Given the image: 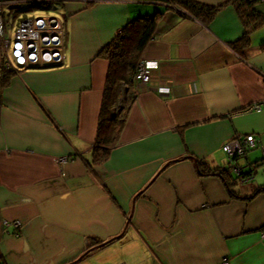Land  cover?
Listing matches in <instances>:
<instances>
[{
  "label": "crops",
  "instance_id": "obj_1",
  "mask_svg": "<svg viewBox=\"0 0 264 264\" xmlns=\"http://www.w3.org/2000/svg\"><path fill=\"white\" fill-rule=\"evenodd\" d=\"M13 1L5 20L17 8L61 16L63 59L5 78L0 47V264H264V194L248 197L264 187V26L235 50L243 25L230 5L205 25L149 0ZM157 12L140 58L157 67L108 159L91 166L99 53ZM247 135L258 147L228 163L222 145ZM189 155L204 173L240 168L235 194Z\"/></svg>",
  "mask_w": 264,
  "mask_h": 264
},
{
  "label": "trees",
  "instance_id": "obj_2",
  "mask_svg": "<svg viewBox=\"0 0 264 264\" xmlns=\"http://www.w3.org/2000/svg\"><path fill=\"white\" fill-rule=\"evenodd\" d=\"M149 1L180 8L186 14L196 18L205 25L210 24L218 12L227 5H230L243 25L242 37L233 46L235 50L242 49L241 46L248 43L249 34L264 26V13L258 11L256 8V5L261 0H229L219 6H209L192 0ZM28 10H21L20 8H17L16 11L13 10L10 14L12 15V21L5 22L7 28H12L13 26L15 28L17 24L16 19L20 18L18 15ZM161 16L162 14L157 12L153 16L139 17L131 20L99 53L101 57L107 60L108 68L93 141V151L89 163L91 166L103 165L108 159L111 150L117 144L119 134L124 127L129 108L136 93L134 75L137 63L141 58L145 46L152 38ZM3 74L5 78H9L13 75V72H4ZM188 158L194 160L201 174L218 176L223 180L229 193L231 195L235 194L231 188L235 184L236 177H232L229 168H217L212 169V172L209 170L208 173H204L206 170L203 169V163L190 155ZM241 174L243 173L241 172ZM240 175H237V178H242ZM256 190H258L257 194L260 192L264 193V187L257 188ZM109 242L102 243L100 246ZM95 246L98 245L95 244ZM95 246L94 248H96ZM91 249L92 245L78 259L85 257Z\"/></svg>",
  "mask_w": 264,
  "mask_h": 264
},
{
  "label": "built area",
  "instance_id": "obj_3",
  "mask_svg": "<svg viewBox=\"0 0 264 264\" xmlns=\"http://www.w3.org/2000/svg\"><path fill=\"white\" fill-rule=\"evenodd\" d=\"M13 0H0V14L4 6L13 5ZM0 15V16H1ZM35 21V25L29 22ZM63 27L60 19L55 17L23 19L17 25L11 41L9 54H3V62L8 70L18 71L29 68H49L58 66L63 59L62 43ZM154 61L139 60L136 66L134 81L136 86L145 85L150 81L149 71L155 69ZM259 110V106H254ZM258 147V142L253 135L237 136L222 145L228 163L243 157L251 150ZM236 174H241V169L233 167ZM19 221H14V228L20 227Z\"/></svg>",
  "mask_w": 264,
  "mask_h": 264
},
{
  "label": "rangeland",
  "instance_id": "obj_4",
  "mask_svg": "<svg viewBox=\"0 0 264 264\" xmlns=\"http://www.w3.org/2000/svg\"><path fill=\"white\" fill-rule=\"evenodd\" d=\"M19 16H20V18L19 19H16L18 25H19L20 22H22L23 19H30L31 20V19L38 18V17H41V18L55 17L57 19L61 18V16L59 14L55 13L54 11H52L49 7H47V10H44V9H35L32 12L23 13V14L18 15V17ZM6 20L9 21V22H11L12 21V15L8 14V16H6ZM6 20H5V15L2 14L0 16V47H1V51H5V50H8V49H11L12 48V46L10 44L11 42H9V40L5 39V37H6V35H8L7 33H9V36L10 37L13 36L14 33L16 32V30H17V24L16 23H15L16 24V27L15 28L13 26L12 28L6 29V25H5ZM29 24L30 25H35V21L29 22ZM8 43H9V47L7 46ZM3 54H4V52H2L1 57H3ZM1 63H2L1 66H2L3 72H13V73L16 72V71L8 70L6 68L4 62H3V59L1 61ZM27 69H31V68L27 67ZM23 70H25V69H23ZM230 173H231L232 177H234V178L236 177V175L234 174V172L232 173L230 171ZM236 180H237V178H236ZM236 183L234 184V187H237L239 185V183H237V184ZM257 191L258 190L255 189L253 191L252 195L251 196H248V197H250L249 199H251L253 195H256L257 194ZM258 194H264V193L263 192H260Z\"/></svg>",
  "mask_w": 264,
  "mask_h": 264
},
{
  "label": "water",
  "instance_id": "obj_5",
  "mask_svg": "<svg viewBox=\"0 0 264 264\" xmlns=\"http://www.w3.org/2000/svg\"><path fill=\"white\" fill-rule=\"evenodd\" d=\"M31 3H32V1H31ZM31 69H43V68H31Z\"/></svg>",
  "mask_w": 264,
  "mask_h": 264
}]
</instances>
